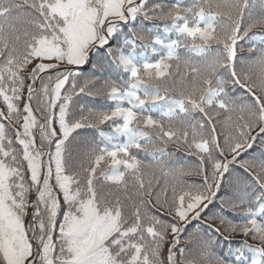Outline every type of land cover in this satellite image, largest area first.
Masks as SVG:
<instances>
[{"label": "snow or ice", "instance_id": "6c2138e0", "mask_svg": "<svg viewBox=\"0 0 264 264\" xmlns=\"http://www.w3.org/2000/svg\"><path fill=\"white\" fill-rule=\"evenodd\" d=\"M0 102V264H264V0H0Z\"/></svg>", "mask_w": 264, "mask_h": 264}, {"label": "trees", "instance_id": "16d2710c", "mask_svg": "<svg viewBox=\"0 0 264 264\" xmlns=\"http://www.w3.org/2000/svg\"><path fill=\"white\" fill-rule=\"evenodd\" d=\"M257 32L260 31V29H256ZM249 47V45L245 44L243 46V49H244V52L246 53L247 51V48ZM239 51V49H238ZM83 71L87 72V69H83ZM25 96H26V88H25ZM22 101V100H21ZM21 101L19 103V106L20 108L22 109L23 108V105L21 104ZM35 102H33V107H35ZM4 108V105L2 102H0V109ZM223 119L224 117L221 116L220 118V121L219 122H216L217 123V127H216V131L217 133L220 134V140H221V144H223V133H224V129L222 127V123H223ZM87 135H91L92 133L89 131L88 133H86ZM14 138V136H13ZM259 145V141H257V146ZM176 149V146L175 145H170L169 146V150L170 151H173ZM257 151V148L254 147L252 150H250L247 154H242L238 160L236 161L235 164L231 165L230 167L234 170V171H241V169L238 167V165L240 164L241 161L245 160L248 158V156H251L253 155L254 153H256ZM230 158V157H229ZM175 161L176 163H185V164H194L195 163V158L192 157L191 155H185V149L181 148L179 150L176 151V156H175ZM183 179L185 180V182L187 183H191V182H196V183H199L200 182V177L192 174V175H185L183 177ZM227 179V177H226ZM161 186H163V179L161 180ZM170 195V193H169ZM221 195H223V189L221 190ZM219 198H217V201H218ZM216 207V205L214 204L210 209L209 211H212L214 210ZM29 212H31V209H29ZM205 216L207 215V213L204 214ZM204 219V216L201 217V220ZM26 223H27V220H26ZM200 221H193V223L189 226L188 228V232H192L193 229L196 228L197 224H199ZM187 235V233H185V236ZM236 239H240L239 236L236 237ZM252 242V241H250ZM180 246L181 247H184L185 246V240H184V237H181V241H180ZM166 248L167 246H165V251H166ZM188 248L191 252L192 255H197V249L195 247V245H188ZM179 251V249H177V252Z\"/></svg>", "mask_w": 264, "mask_h": 264}, {"label": "rangeland", "instance_id": "374dc122", "mask_svg": "<svg viewBox=\"0 0 264 264\" xmlns=\"http://www.w3.org/2000/svg\"><path fill=\"white\" fill-rule=\"evenodd\" d=\"M23 102H24V101L22 100V101H21V104H22V105H23ZM19 107H20V106H19ZM21 122H22V120H21Z\"/></svg>", "mask_w": 264, "mask_h": 264}]
</instances>
